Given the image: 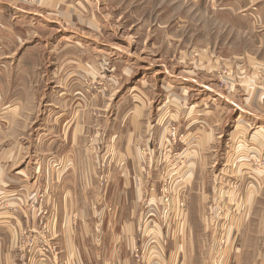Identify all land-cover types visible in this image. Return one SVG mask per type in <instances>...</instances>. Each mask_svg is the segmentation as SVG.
I'll return each instance as SVG.
<instances>
[{
    "label": "rangeland",
    "instance_id": "374dc122",
    "mask_svg": "<svg viewBox=\"0 0 264 264\" xmlns=\"http://www.w3.org/2000/svg\"><path fill=\"white\" fill-rule=\"evenodd\" d=\"M33 48L46 60L39 71L40 65L30 69L24 60ZM63 50L75 56L63 57ZM0 74L10 92L15 83L13 96L34 101L10 105L27 111L16 134L0 129L2 148L33 147L25 163L12 168L24 170L18 188L36 193L40 211L38 226L19 231V249L37 252L43 262L57 256L51 264H103L94 254L112 249L95 245L122 234L81 231L77 240L85 247L70 256L60 241L64 235L49 228L55 201L48 197L65 192L64 184L53 181L74 156L59 158L39 147L51 136L43 133L55 113L74 107L101 120L86 123L82 134L83 147L100 145L101 156L108 144L115 156L124 153V136L142 131L136 148L144 180L155 182L146 190L154 191L157 203L152 211L149 198L137 202V236L144 247L137 245L135 264H264V0H0ZM51 94L65 101L56 103ZM5 112L4 105L2 121ZM172 116L176 123L168 122ZM68 133L61 130L59 142L68 143ZM186 133L191 140L185 146L180 140ZM105 168L102 161V190ZM86 204H76L71 219L89 222V214H78ZM152 234L159 240L155 250L148 246Z\"/></svg>",
    "mask_w": 264,
    "mask_h": 264
},
{
    "label": "crops",
    "instance_id": "0c3cea01",
    "mask_svg": "<svg viewBox=\"0 0 264 264\" xmlns=\"http://www.w3.org/2000/svg\"><path fill=\"white\" fill-rule=\"evenodd\" d=\"M70 53H72V51L63 50L61 56L71 55ZM24 60L27 65L30 66V69L36 68L37 70L35 63L40 65L37 71L42 68L43 62H46L45 57L40 53L39 49L34 48L27 51ZM68 65L70 64L68 63ZM74 69H76V67H74ZM83 71H86L88 74H94V69L91 68H84ZM11 83L12 82H10V84ZM13 84L14 87H16L15 83L9 85V88H11L10 92L7 89L8 87L0 82V110L3 109L5 105V113L7 115L4 121L0 120V129H2V127H4L5 130L9 128V133L16 134L17 130L21 129L20 127L23 125V120H28L27 116H21L24 111H27L25 106L17 107L10 105H24L34 101L24 97L13 96ZM56 87H58V85H56L55 88ZM6 89L8 95L5 92ZM54 98L55 95L51 94L50 99L54 100ZM55 100L58 101H56V103L65 101L63 97H59V99L55 98ZM69 100L74 104L76 102L80 103L79 98L76 97H71ZM28 108L29 110L31 109L30 107ZM59 110L60 109L57 108L56 112L60 113ZM20 111L22 112L20 113ZM19 113L20 115H18ZM96 114L97 113H93L92 111H77L73 107L72 112L68 114H59L56 116L55 113L52 117V125H48L47 129L45 128L46 130L43 135L51 134V136L47 144H43L39 147L42 153H58V157L63 158L66 155L65 153L69 152L74 156L72 160L73 164L68 166L65 173L62 171L61 173H57V178L53 181L57 182V184H64L65 192L59 194L57 197L51 194L48 197L49 201H55L51 204L53 209L52 215L55 216V219L52 217L53 220H51L49 228H52L55 234L61 231L64 237L60 239V241L63 243V247L67 249L70 256L75 253L76 250L81 253L80 250L82 251L85 247L82 242L77 240V235H81V231L87 230L92 232L94 229L97 230L100 228H102L103 231H121L122 234L120 237L118 235L116 239L103 243L104 245H95L97 247H110L112 250L109 255L102 256L99 255L98 252L94 255H96L97 260L103 264H135L136 261L133 258V254L138 247L137 245L140 246V250L144 247V240L139 239L137 236L136 227L137 225L139 226L140 223L138 219L139 211L137 202L139 200L144 202L149 198L148 205H151L149 208L152 211H154V205L152 204L157 203L154 191L148 193L146 190L147 186L148 189H150L155 182L149 183L146 179L144 180L142 175L145 173V167L142 166L143 157L139 149L136 148L137 144L142 142V135H139L142 131H140V129H131L128 134L124 136L126 137L124 143H119L122 150H125L124 153L121 152L119 156H115L112 150L113 147L108 144L105 145L106 153L104 156H101L100 152L102 149L100 145L96 148H94V145L92 151L83 147L84 138L82 134H84L86 129V123H96L98 125V120L101 121L97 119L98 117H96ZM135 114L137 115V113ZM30 117L29 119L31 120L32 117ZM50 118L49 115L48 119L51 120ZM67 122L70 123H68V126ZM168 122L176 123L177 118L172 116ZM24 125L29 126V123H24ZM117 125H119L120 128L121 126L123 127V124ZM64 129L69 131L68 143L59 142L61 130ZM178 129L180 134V128L178 127ZM55 130L59 131V135L53 133ZM113 132L112 128L110 131L108 130V136ZM166 132L167 131L163 130L161 136L164 133L166 134ZM181 135L183 136L180 141L186 146L187 142L191 140L187 139L189 134L186 133ZM118 137L119 135H117V138ZM32 148V146H19L18 144L2 148V145H0V202L2 203L4 201L5 204L7 202V207L5 209L0 207V264H51L53 261L56 263L58 262L57 256L43 262V258H40L37 252L31 253L32 251L28 252V250L19 249V231L24 227L31 228L38 226L37 221L39 220L40 211L34 206V197L36 193L32 190H28L24 186L18 188L19 180L22 179L21 177L25 176L24 170L18 172V170L14 171L12 168L15 167V165L25 163L27 154ZM118 152H120V150ZM60 160L62 161L63 159ZM64 161L66 163V159ZM64 161L60 162V165ZM102 161H105L106 164L104 176H106L105 178L108 181L105 190L99 187L100 182L98 179V176L101 175V172L99 173V164ZM155 162L156 161H154V165ZM131 165L133 166L132 171H130ZM49 166V164H43L44 169L47 168V170L50 171ZM121 170V178H123L122 184L117 176L118 172ZM13 184H16L17 187H14ZM1 185H12L13 187L9 191L2 188ZM82 185H88V187L83 188ZM87 200H89L88 204H86ZM82 201L87 205L83 214L81 212V207L83 208ZM76 204L81 206L78 211L79 215L89 214V222L83 224L78 219H71L75 214ZM152 211L150 213L156 214V212ZM57 225L60 227L59 230L57 229ZM93 225L95 227L92 228ZM125 233H128V237H126ZM122 236H124V238H122ZM136 238H138V241H136ZM20 257L21 260H19ZM154 262L156 264L171 263L170 261H161L159 263L156 260Z\"/></svg>",
    "mask_w": 264,
    "mask_h": 264
},
{
    "label": "built area",
    "instance_id": "2783aa9c",
    "mask_svg": "<svg viewBox=\"0 0 264 264\" xmlns=\"http://www.w3.org/2000/svg\"><path fill=\"white\" fill-rule=\"evenodd\" d=\"M151 240L149 241L148 246L151 247V250H155L157 247L159 246V240H158V236L156 234H152Z\"/></svg>",
    "mask_w": 264,
    "mask_h": 264
},
{
    "label": "bare ground",
    "instance_id": "6f19581e",
    "mask_svg": "<svg viewBox=\"0 0 264 264\" xmlns=\"http://www.w3.org/2000/svg\"><path fill=\"white\" fill-rule=\"evenodd\" d=\"M240 126V125H239ZM242 126V125H241Z\"/></svg>",
    "mask_w": 264,
    "mask_h": 264
}]
</instances>
